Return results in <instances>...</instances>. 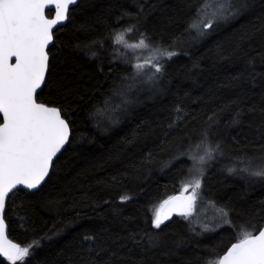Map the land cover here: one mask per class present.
<instances>
[{"label": "trees", "instance_id": "16d2710c", "mask_svg": "<svg viewBox=\"0 0 264 264\" xmlns=\"http://www.w3.org/2000/svg\"><path fill=\"white\" fill-rule=\"evenodd\" d=\"M185 3L186 0H81L70 10L68 23L54 33L50 56L55 59V72L76 96L65 115L75 139L55 161L54 173H50L51 179L42 190L35 195L19 192L6 208L10 238L34 250L27 264H69V259L78 264L77 249L70 245L74 237L80 239L89 228L117 251L120 259L116 264H184L186 259L199 264L195 259L198 256L216 258L206 245L223 254L240 233L254 230L241 217L246 216L252 204L264 201V185L221 171L222 166L243 167L221 159L207 169L205 195L219 207L231 202L239 214L233 216L237 229L225 226L196 236L187 230L189 226L197 232L202 230L194 217L176 216L165 223L167 227L162 225L161 248L145 251L134 247L129 251L121 248V241L111 239L128 231H152L153 225L146 221L154 219L153 209L182 192L193 169L190 158L203 150L197 147L199 133L210 116L215 114L217 121L211 131L212 141H222L231 156H253L262 151L264 141L257 138L261 118L248 110L264 107V0H251L252 6L244 15L221 24L194 43L184 33L185 20L191 14ZM122 12L131 13L133 18L125 15L117 24ZM48 14L52 16L53 11ZM136 15L141 17L140 31H148L164 48L175 42L179 46L173 50L178 55L160 61L165 70L155 89L151 82L145 84L154 72L145 68L143 77L138 76L133 86L130 98L134 103L119 114L117 125L102 131L95 124L103 117L95 116V109L105 107L110 89L129 83L121 78L132 75L135 65L129 54L118 58L122 45L114 42V34L135 26ZM244 34L251 39L242 41ZM128 37L139 40L140 33H129ZM94 41L99 43L93 45ZM93 53L97 59H90ZM125 60L130 61V66L124 64ZM252 73L256 74L254 80ZM39 98L46 100V91ZM120 102L119 97L111 96L112 106ZM177 108L182 111L177 113ZM241 110L240 122L233 124L234 114ZM173 121L178 122L177 126L169 129ZM181 149L188 156L166 167L164 162ZM149 154L151 162L147 160ZM258 163L254 161L253 166ZM123 195L132 199L122 201ZM200 200L199 205L205 207ZM253 224L259 228L264 221ZM178 236L185 237L188 243L178 255L166 254ZM37 244L39 247H35ZM107 256V252L102 253L101 259ZM0 264L11 262L0 257Z\"/></svg>", "mask_w": 264, "mask_h": 264}, {"label": "snow or ice", "instance_id": "6c2138e0", "mask_svg": "<svg viewBox=\"0 0 264 264\" xmlns=\"http://www.w3.org/2000/svg\"><path fill=\"white\" fill-rule=\"evenodd\" d=\"M75 5L77 0H0V113L3 114L0 123V255L7 258L11 264L17 262L27 264L34 250L14 243L8 238L6 208L14 203L12 198L19 192L35 195L36 191L42 190V185L51 179L50 173H54V162L58 154L70 144L72 139H75L73 128L69 120L65 119V115L76 96L74 89L55 72V59L50 56L49 48L55 39L54 29L69 21L70 6ZM50 6H53L54 11V16L51 18L46 14V9ZM251 6V0H219L218 6L209 12L207 0H186L184 7L191 14L185 20L184 33L189 36L190 42H198L215 32L221 24H228L244 15ZM125 15L133 18L131 13L122 12L116 23L119 24V20ZM134 19L136 25L116 32L114 42L132 50L147 49L154 55L143 64L136 63L132 75L121 78L129 83L119 89L109 90L111 96L120 98V104L112 106L109 96L104 101L103 109L99 107L95 109V116L104 114L103 120L97 119L95 124L102 131H108L109 128L117 125L120 122L119 114L127 111L134 103L130 97L138 76L142 74L140 70L149 65L154 69L149 80L155 89L165 70L160 61L171 60L173 56L178 55L173 50L174 47L179 46L178 44L174 42L164 48L162 44L155 42L148 31H140L139 15ZM132 32L140 33L138 42L134 44L128 43L125 39L126 35ZM240 39L243 41L251 37L244 34ZM98 43L94 41L93 45ZM79 47L80 45H77V48ZM13 58H15L14 63ZM97 58L95 53L90 56V59ZM124 64L130 66V61L125 60ZM100 71L103 72L102 67ZM251 75L254 80L256 74ZM45 91L47 99L41 100L39 95ZM176 111L180 113L182 109L177 108ZM242 111L234 114L233 124L240 122ZM248 111L261 118V124L257 127V138L264 141V107H253ZM214 115L208 118L206 127L199 133L197 147L203 148L204 154L190 158L193 163V169L190 171L194 176V187L201 190L203 202L213 204L215 201H209L208 196L205 195L207 189L204 187V180L208 167L218 160L228 159L243 165L240 168L222 166L221 171L229 175H240L249 181L264 185V144L261 145L262 151L259 155L249 156L243 153L240 156H231L226 152L222 141L213 142L211 139V131L217 123ZM177 123L173 121L169 129L177 126ZM72 124H75V121ZM186 156L188 152L181 149L164 164L167 167L170 163ZM147 160L151 162V154ZM254 161L259 163L253 166ZM193 184H189L188 187H192ZM131 199L132 197L128 195L120 197L122 201ZM196 200L195 192L191 196H173L165 200L159 210L153 209L154 219L150 222L146 221L153 225L152 231H128L126 235L117 234L111 239L114 242L121 241V248H127L129 251L134 247H140L145 251L161 248L164 244L160 237V232L163 231L162 225L167 227L165 221H170L173 213H179L184 218L191 216ZM234 215L239 214L229 201L219 207L218 219L212 222L215 227L204 223L199 232L190 226L187 230L195 233L196 236H203L206 232H215L217 228L225 226L237 229L238 224L233 220ZM241 219L254 230L240 233L236 242L232 243L223 254L206 245L205 248L216 258L209 260L198 256L195 258L196 261L199 264H264V225L257 228L253 224V221L257 224L264 221V201L252 204L246 216ZM187 243L185 237L178 236L166 254L178 255ZM70 246L77 249L78 264H116L120 259L117 251H113L106 242L100 241L99 233L90 228L84 230L80 239L74 237ZM105 252L108 256L101 259V254ZM69 264L74 262L69 259ZM184 264H193V261L186 259Z\"/></svg>", "mask_w": 264, "mask_h": 264}, {"label": "rangeland", "instance_id": "374dc122", "mask_svg": "<svg viewBox=\"0 0 264 264\" xmlns=\"http://www.w3.org/2000/svg\"><path fill=\"white\" fill-rule=\"evenodd\" d=\"M218 2H219V0H208L207 1V4L209 6L208 7L209 12H211L213 8L218 6ZM137 33L138 32H132V35H135ZM125 39H127V42L130 41L129 42L130 44H134V43L138 42V40L133 39V38H130V40H129V37L128 38L125 37ZM121 45L122 46L119 48V52H118V55H117L118 58L124 59L129 54L133 58L135 64L136 63L143 64L146 60L149 59V57L154 55L153 52H150L147 49H135V50H132V49H128L123 44H121ZM145 68H149V69H151V71H154V69L150 65L148 67H145ZM145 68L141 69L140 72H142V71L144 72ZM139 77H143V76L141 75ZM145 82H146L145 84H148L150 82V80L146 79ZM100 116L102 118L104 116V114L100 113ZM203 154H204L203 150H200L197 154H194V155L202 156ZM193 179H194V176H193V174L191 172L190 175H189V178L182 185V190H181L183 193L186 194V196H191L194 192L196 193V196H197V200H196L194 211H193L192 215L187 217V218H191L193 216L196 224L202 226L204 223H209V224H211L213 226L215 224H213L212 222L216 221L218 219L219 206L216 205V204L210 203V202H205L206 203L205 207H202V205L201 206L199 205V204H202V202L200 200L201 199V190L196 189L194 187ZM189 184H193V186L192 187H188ZM186 187H187V191H185ZM157 210H159V208ZM246 231H251V230L248 229Z\"/></svg>", "mask_w": 264, "mask_h": 264}, {"label": "water", "instance_id": "95a60500", "mask_svg": "<svg viewBox=\"0 0 264 264\" xmlns=\"http://www.w3.org/2000/svg\"><path fill=\"white\" fill-rule=\"evenodd\" d=\"M80 1H81V0H77V5L79 4ZM77 5H75V6H70L69 12H70V10H71L72 8L76 7ZM52 8H53V6H50L49 9H46V14H47V15H49V14H48L49 11H53ZM53 16H54V11H53L52 16H49V17L51 18V17H53ZM67 23H68V21L64 22L63 25H58L57 28L54 29V33L56 32L57 29H59L60 27L65 26ZM54 41H55V39H54ZM53 44H54V42H53ZM53 44L50 45L49 48H51V47L53 46ZM14 62H15V58H13V63H14ZM38 92H39V90H38ZM0 114H1V116L3 115L2 113H0ZM67 146H68V145L65 146V149L67 148ZM65 149H64V150H65ZM64 150H62V152H63ZM62 152H61V153H62ZM61 153L58 154V157L60 156ZM56 160H57V159H56ZM56 160H55V161H56ZM54 163H55V162H54ZM42 186H43V185H42ZM19 187L23 188V186H19ZM28 191H34V190H28ZM173 196H186V194L183 193V192H178V193H175V194L171 195L169 198H171V197H173ZM169 198H167L166 200H168ZM162 204H163V203H162ZM162 204H161V205H162ZM161 205H160V206H161ZM159 208H160V207H159ZM176 216H180V214H179V213H173L172 216H171L170 221H171L174 217H176ZM170 221H165V223H168V222H170ZM7 234H8V229H7ZM8 238H9L10 240H12L14 243H18L17 241H15V240H13L12 238H10L9 234H8ZM235 242H236V241H235ZM235 242H234V243H235ZM229 247H231V245H230ZM229 247H228V248H229ZM0 257H1V258H4V259H7V258L3 257L2 255H0Z\"/></svg>", "mask_w": 264, "mask_h": 264}]
</instances>
